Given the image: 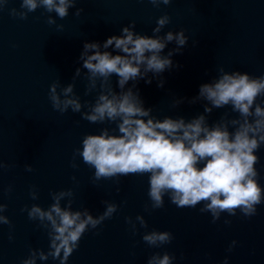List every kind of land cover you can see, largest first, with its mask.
I'll return each mask as SVG.
<instances>
[{"label": "water", "instance_id": "obj_1", "mask_svg": "<svg viewBox=\"0 0 264 264\" xmlns=\"http://www.w3.org/2000/svg\"><path fill=\"white\" fill-rule=\"evenodd\" d=\"M11 8L19 9L20 0H9L0 11V161L10 166L0 169V203L7 205L4 215L12 225H0V264H21L30 249L48 251L47 231L21 209L33 203L47 208L52 203L50 192L69 188L75 193L74 210L88 208L96 216L104 211V200L119 207L111 219L84 234L67 264H147L152 254L165 251L175 256L173 264H223L225 257L228 264H264V203L251 218L237 210L236 216L222 213L215 223L210 213L200 212L203 203L178 208L167 196L163 208L145 211V205L150 204L147 175L94 183V169L80 157L76 158L79 167L71 166L74 150L81 147L85 134H98L102 128L115 129L116 125L91 124L71 110L62 115L53 110L48 98L54 81L59 80L62 86L73 83L85 41L102 45L133 21L135 31L151 36L156 20L167 14L171 22L159 35L183 29L189 38L182 53L172 57L180 67L163 73L162 88L155 78L151 84L141 79L133 91L139 90L144 106L151 108L157 119L183 117L190 121L203 114L212 125L226 112L235 118L238 114L230 106L213 108L207 114L204 107H211L208 101H190L198 96L200 84L218 76L221 66L229 72L264 75V0H172L158 9L148 0H78L63 20L43 8L21 20L9 14ZM76 8L83 9L80 16L74 14ZM48 15L56 19L55 25L47 23ZM174 47L169 44L163 54ZM85 71L81 69L74 91L82 102H94L98 90L85 95ZM112 84L119 91L116 77ZM132 86L129 82L125 87ZM261 100L264 98H258ZM256 155L258 182L264 188V145ZM26 165L33 171H27ZM33 186L37 200L29 194ZM137 215L144 217L148 228L137 223L138 231L133 234L125 218L135 221ZM226 219L231 223L225 224ZM153 229L169 231L174 239L161 248L149 247L142 236ZM233 240L237 243L228 251ZM37 264L59 261L49 258L37 260Z\"/></svg>", "mask_w": 264, "mask_h": 264}, {"label": "clouds", "instance_id": "obj_2", "mask_svg": "<svg viewBox=\"0 0 264 264\" xmlns=\"http://www.w3.org/2000/svg\"><path fill=\"white\" fill-rule=\"evenodd\" d=\"M78 0H20V8L9 9L15 18L26 20L29 13L43 8L46 13H55L61 20L75 8ZM155 8L169 5L172 0H148ZM9 0H0V11ZM82 8H76L80 16ZM171 22L169 15H161L156 20L153 35L135 31V21L120 30L119 35H111L101 45L99 42L85 41L80 53V68H76L73 83L62 86L59 80L49 86L48 98L54 111L65 114L69 110L79 113L83 120L91 124H115V129L102 128L98 134H85L81 147L74 150L71 166L78 168L76 158L94 169L93 182L128 175L148 176V198L150 204L145 211L163 208L167 196L171 204L178 208H195L203 203L201 213H210L212 222L221 218L222 213L236 216L237 210L246 218L257 214V206L264 203V188L258 182L256 152L264 145V75L252 76L247 72L225 71L218 68V76L211 82L199 85L198 96L190 103L204 99V113L210 114L213 108L231 107L238 116L230 118L225 113L220 121L209 125L206 116L201 114L186 121L183 117H165L162 120L151 115L152 109L144 106L139 90L133 91L136 83L143 79L151 84L155 78L157 86H164L163 73L180 65L174 64L172 57L181 54L188 43L183 29L168 31L159 35ZM47 23L55 25L56 19L48 15ZM58 30L63 25H56ZM174 43L166 55V47ZM112 49L109 51L108 49ZM103 49V50H102ZM81 69L86 70L83 78L87 81L85 95L98 90L94 102L81 101L74 91L75 81L81 77ZM151 73V76H149ZM116 77V87L112 78ZM132 82V87L126 85ZM179 101L176 102L178 104ZM173 104V107L176 106ZM86 109V110H85ZM9 165L0 161V169ZM31 172V165H26ZM75 180V177H73ZM117 183L119 181L117 180ZM11 186L7 189L11 192ZM120 191L119 187L116 189ZM32 200L39 198L35 186L30 189ZM52 203L44 208L33 203L25 206L29 220L38 221L39 227L47 231L48 251L30 249L29 255L21 264H37V260L49 258L67 264L72 254L78 250L84 234L96 230L118 211L116 203L104 200V211L94 216L88 208L74 210L73 189L49 193ZM62 202H64L62 204ZM7 205L0 203V225L11 221L4 213ZM130 230L135 234L136 224L147 229L143 216L135 221L125 218ZM230 224V220H225ZM11 239V236L9 237ZM174 239L169 231H145L142 240L152 248H161ZM233 240L228 251L236 245ZM175 256L167 251L152 254L147 264H173ZM223 264H228L225 257Z\"/></svg>", "mask_w": 264, "mask_h": 264}]
</instances>
